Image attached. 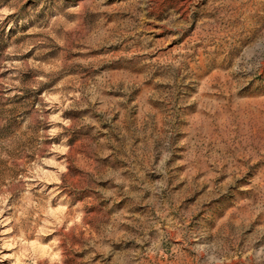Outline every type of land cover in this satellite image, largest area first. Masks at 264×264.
<instances>
[{"label":"rangeland","instance_id":"obj_1","mask_svg":"<svg viewBox=\"0 0 264 264\" xmlns=\"http://www.w3.org/2000/svg\"><path fill=\"white\" fill-rule=\"evenodd\" d=\"M0 264H264V0H0Z\"/></svg>","mask_w":264,"mask_h":264}]
</instances>
